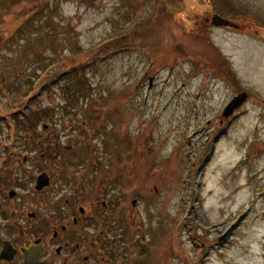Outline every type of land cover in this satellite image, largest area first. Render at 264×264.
<instances>
[{
	"label": "rangeland",
	"instance_id": "374dc122",
	"mask_svg": "<svg viewBox=\"0 0 264 264\" xmlns=\"http://www.w3.org/2000/svg\"><path fill=\"white\" fill-rule=\"evenodd\" d=\"M212 12L262 31L206 27ZM25 104L61 107L55 183L133 190L149 248L125 262L264 264V0H0V116Z\"/></svg>",
	"mask_w": 264,
	"mask_h": 264
},
{
	"label": "flooded vegetation",
	"instance_id": "af4514ba",
	"mask_svg": "<svg viewBox=\"0 0 264 264\" xmlns=\"http://www.w3.org/2000/svg\"><path fill=\"white\" fill-rule=\"evenodd\" d=\"M214 13L203 17L206 27ZM248 21L262 31L251 18L238 21V29L247 30ZM60 108L20 106L0 116V264H130L125 260L136 246L142 256L149 248L135 229L133 190L103 175L88 187L55 183V169L68 164H58L55 153ZM239 112L226 118L227 129Z\"/></svg>",
	"mask_w": 264,
	"mask_h": 264
},
{
	"label": "trees",
	"instance_id": "16d2710c",
	"mask_svg": "<svg viewBox=\"0 0 264 264\" xmlns=\"http://www.w3.org/2000/svg\"><path fill=\"white\" fill-rule=\"evenodd\" d=\"M42 7V5L40 6V8ZM125 37H116V38H113L112 40L110 41H107L103 44H101L100 46H98V48L92 50V51H97V55L98 56H101L103 54H106L108 51H116V50H120V49H124L125 46H126V43L128 41V38H129V35H124ZM226 64V62H224L221 66L223 67L224 65ZM72 72L71 71H64L61 75L59 76H50V77H46L43 78L37 85V88L38 90L40 89V87L42 86V83L43 81H53L54 84H57L59 83L60 81H64L65 80V77H68ZM79 84L74 88V90H77V89H80L81 88V85L84 84V80L82 79H79ZM89 85H87L86 87L88 88ZM45 89H47V87H45ZM68 90H71V89H68ZM40 92V91H39ZM39 95V93H38ZM37 95V96H38ZM37 100V97L32 95L30 96L29 98V101H28V105L30 104H33L34 101ZM27 105V104H25Z\"/></svg>",
	"mask_w": 264,
	"mask_h": 264
},
{
	"label": "water",
	"instance_id": "95a60500",
	"mask_svg": "<svg viewBox=\"0 0 264 264\" xmlns=\"http://www.w3.org/2000/svg\"><path fill=\"white\" fill-rule=\"evenodd\" d=\"M211 24L213 26L216 27H233V28H238V25H236L235 23L231 22L230 20L223 18L217 14L213 15L212 19H211ZM247 94L246 93H242L239 96H237L230 104L229 106L224 110V112L222 113V115L224 117H227L229 114H231L233 112L234 109H236L237 107H239L246 99ZM223 238V237H222ZM222 238L220 239V241L222 240Z\"/></svg>",
	"mask_w": 264,
	"mask_h": 264
}]
</instances>
